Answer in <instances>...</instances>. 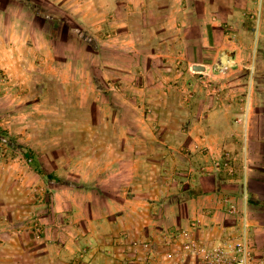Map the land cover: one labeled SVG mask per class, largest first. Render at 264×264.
<instances>
[{
    "label": "crops",
    "instance_id": "0c3cea01",
    "mask_svg": "<svg viewBox=\"0 0 264 264\" xmlns=\"http://www.w3.org/2000/svg\"><path fill=\"white\" fill-rule=\"evenodd\" d=\"M94 4L97 18L123 20V34L138 33L140 46L160 45H131L125 36L116 43L120 45L107 43L108 50L133 54L137 67L148 68L150 75L160 66L177 72L172 78L156 76L153 88L148 89L143 86L146 77L137 79L132 71L129 73L130 84L140 87L128 94L129 99L137 100L138 96L152 105L138 127L142 133L138 144L131 135L125 139L129 165L124 164L125 158L118 160V164L123 163L117 168L122 176L116 172L109 177L113 184L106 192L107 219L74 221L77 229L81 225L92 229L87 238L68 237L66 223L55 224L60 226L56 229L59 239L25 237L22 242L28 246L20 264H80L78 252L88 242L93 248L91 264L102 260L120 264L119 260L125 258L132 264L133 258L144 261L153 257L166 264L186 250L183 243L193 241L206 249L236 234L238 217L229 213V201L250 214L255 258L264 261V47L260 45L264 39V0H99ZM82 15L87 17L84 11ZM134 20L140 21L136 28ZM151 32L160 41L146 43V34ZM221 38L225 47L216 50ZM239 47H251L254 59L249 63L240 60L244 48ZM214 50L232 55L217 59L214 72L218 75H213L210 64L201 60ZM195 65L207 71L196 73L192 70ZM244 69L251 71V76L239 75L235 80L238 85L251 84L250 102L244 90L222 87L225 81L232 84L231 76ZM211 78H220L221 87L205 89ZM223 78L226 80L222 82ZM138 112L141 114L142 109ZM117 128L131 131V125ZM229 151L257 164L258 178L245 168L228 179L220 173H196L192 167L187 168L196 173L191 176L182 170L184 164L221 159ZM100 228H108L109 234L104 237ZM105 238L110 242L104 256L94 244Z\"/></svg>",
    "mask_w": 264,
    "mask_h": 264
},
{
    "label": "rangeland",
    "instance_id": "374dc122",
    "mask_svg": "<svg viewBox=\"0 0 264 264\" xmlns=\"http://www.w3.org/2000/svg\"><path fill=\"white\" fill-rule=\"evenodd\" d=\"M28 1L39 5L46 16L37 17L21 0H0V138L5 140H0V264H20L24 260L21 254L28 246L22 242L25 237L59 239L56 229L60 226L55 224L66 223L70 238L74 235L87 238L92 229L87 225L77 229L74 221L107 219L106 192L113 184L109 177L116 175L117 168L123 165L118 164V160L125 158L124 164L129 165V144L124 143L125 139L131 135L138 144L142 135L138 127L141 119H146L143 114L148 113L152 105L138 96L137 100L133 96L129 99L128 94L140 88L130 84L129 73L132 71L137 79L146 77L143 86L148 89L153 88L157 77L172 78L177 72V69L160 66L150 75L148 68L140 70L137 67L133 54L108 50L107 43L120 45L116 43L125 38V27L120 26L123 20L96 17L94 3L99 0ZM78 2L80 5L75 7ZM79 8L81 12H77ZM99 9L103 10L102 6ZM83 11L86 18H82ZM139 25L140 21L134 20L133 28ZM126 38L131 45L140 46L138 33ZM145 41L156 43L160 39L151 32L146 34ZM217 43L216 50L225 47L222 38ZM260 45L264 47V39ZM140 47L160 45L142 43ZM239 48H244L239 53L240 60L249 63L254 59L251 47ZM216 50L201 59L210 64L213 75L219 74L214 72L219 57L232 58ZM239 75L247 78L251 71L244 69L233 74L229 79L233 85L223 78L222 87L224 84L228 91L244 90L250 102L248 86L251 84L238 85L235 78ZM220 81V78H211L203 87L213 91L221 87ZM125 125H131V131L117 128ZM29 154L36 157L37 167L66 180L68 185L48 183L38 174L36 166L29 165ZM225 157L237 159L232 165L233 176L215 168L216 162L223 158L182 164V170L190 176L195 172L220 173L228 179L236 177L240 170L244 172L246 167L249 175L258 178L255 171L258 165L248 162L246 156L229 151ZM190 167L195 172H188ZM252 217L255 219V214ZM99 230L104 237L109 234L108 228ZM109 242L107 238L96 242L94 249L98 248L105 256ZM187 243L193 245L192 251L183 250L179 258L166 264H202L208 248L193 241ZM187 243H183L184 247ZM92 251L89 242L80 247V264H91ZM119 261L127 264L126 258ZM106 262L102 260L99 264ZM132 264H163V261L155 257L144 261L133 258Z\"/></svg>",
    "mask_w": 264,
    "mask_h": 264
},
{
    "label": "built area",
    "instance_id": "2783aa9c",
    "mask_svg": "<svg viewBox=\"0 0 264 264\" xmlns=\"http://www.w3.org/2000/svg\"><path fill=\"white\" fill-rule=\"evenodd\" d=\"M237 159L224 157L215 164L218 171H224L230 176L235 174L232 165ZM246 169V167H245ZM230 214L238 217L237 233L229 235L217 245L205 250L202 264H264V261H256L255 248L251 242V229L249 214L246 210H240L232 202H227ZM193 245L187 243L185 249L192 251Z\"/></svg>",
    "mask_w": 264,
    "mask_h": 264
},
{
    "label": "trees",
    "instance_id": "16d2710c",
    "mask_svg": "<svg viewBox=\"0 0 264 264\" xmlns=\"http://www.w3.org/2000/svg\"><path fill=\"white\" fill-rule=\"evenodd\" d=\"M21 1H22L23 5L26 4L27 5V9L30 10L37 17L42 18L43 16H46L45 15V11L39 5L33 4L31 1H28V0H21ZM63 25H64V22L62 21V26ZM61 31H62V29H61ZM61 31H54V32L57 33V32H61ZM0 140L3 141V142L5 141L3 138H0ZM27 160H28L29 165H31V166L38 165V161H37L36 157L34 155H32V154L28 155ZM37 172L48 183H62V184L68 185L66 180L59 179L54 174L48 173L42 167H37Z\"/></svg>",
    "mask_w": 264,
    "mask_h": 264
},
{
    "label": "water",
    "instance_id": "95a60500",
    "mask_svg": "<svg viewBox=\"0 0 264 264\" xmlns=\"http://www.w3.org/2000/svg\"><path fill=\"white\" fill-rule=\"evenodd\" d=\"M192 70L196 73H205L207 71V68L202 65H195Z\"/></svg>",
    "mask_w": 264,
    "mask_h": 264
}]
</instances>
